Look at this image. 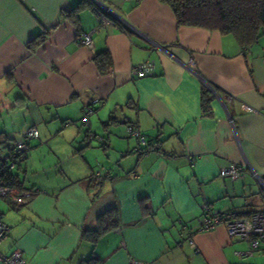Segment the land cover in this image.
Returning a JSON list of instances; mask_svg holds the SVG:
<instances>
[{
	"label": "crops",
	"instance_id": "crops-1",
	"mask_svg": "<svg viewBox=\"0 0 264 264\" xmlns=\"http://www.w3.org/2000/svg\"><path fill=\"white\" fill-rule=\"evenodd\" d=\"M79 1L0 0V119H19L11 145L0 130V146L6 155L27 128L39 134L16 171L32 191L0 199V253L18 249L25 264H264L223 227L198 230L206 214L264 211V37L242 48L179 27L158 0H88L76 26L64 12ZM94 10L109 20L98 29ZM90 32L91 49L79 41ZM102 52L107 74L94 62ZM148 61L154 74L134 78ZM128 125L153 149L136 152ZM231 164L242 167L236 180L220 175ZM110 209L118 228L82 242Z\"/></svg>",
	"mask_w": 264,
	"mask_h": 264
},
{
	"label": "trees",
	"instance_id": "trees-1",
	"mask_svg": "<svg viewBox=\"0 0 264 264\" xmlns=\"http://www.w3.org/2000/svg\"><path fill=\"white\" fill-rule=\"evenodd\" d=\"M158 2L170 8L179 27L218 31L222 35L232 36L242 48L249 47L264 37V0H158ZM88 6L92 7L90 1L80 0L74 9L64 12V17L78 26L79 14ZM97 15L100 13L97 12ZM45 39L46 35L37 36L30 42V47L43 43ZM94 62L100 74L110 72L111 58L107 52L96 54ZM206 98L207 92L204 91L202 95L204 113L207 112ZM152 147L147 144L143 150L148 152L153 149ZM12 150L13 148L5 156L0 155V180L9 188L28 194L32 189H26L16 174L20 164L13 171L6 168ZM22 160L23 156L20 158V163ZM118 226V212L116 209H110L97 218L95 230L81 232L80 240L94 245L103 235ZM80 264L102 263L96 258H90Z\"/></svg>",
	"mask_w": 264,
	"mask_h": 264
},
{
	"label": "built area",
	"instance_id": "built-area-1",
	"mask_svg": "<svg viewBox=\"0 0 264 264\" xmlns=\"http://www.w3.org/2000/svg\"><path fill=\"white\" fill-rule=\"evenodd\" d=\"M140 2L141 0H136ZM98 18V28L103 27L108 23L106 16H101ZM93 32L84 34L80 37L79 41L81 44L87 48H92V36ZM156 49L166 51L164 48L154 45ZM155 64L153 61L145 62L141 65L134 67L131 70V74L136 79H142L151 77L154 74ZM94 102L90 106L86 107L83 114V123L88 125L89 116L93 112ZM126 133L134 138L137 142L136 152H140L147 146V142L140 135V133L135 130L132 126L128 125L125 128ZM39 134L35 126L27 128L15 143L13 150L10 154V159L6 166L7 170L13 171L20 164V158L30 150V144L33 141L38 140ZM242 171V167L236 164H231L220 171V175L224 178L230 180H236ZM261 189L262 196H264V180L258 179ZM17 191L9 188L6 183L0 180V199H5L7 201H17ZM200 232H209L217 227L221 226L225 229L229 238H233L237 241H246L249 243L253 250L260 251L264 253V211L260 213L251 214L247 217H238L235 213L224 212V213H212L206 214L198 220ZM9 227L2 221V216L0 214V246L8 238ZM190 245L193 246V242L188 239ZM0 264H25L22 258L21 252L18 249L13 250L8 255H3L0 253ZM130 264H143L138 261H130Z\"/></svg>",
	"mask_w": 264,
	"mask_h": 264
},
{
	"label": "rangeland",
	"instance_id": "rangeland-1",
	"mask_svg": "<svg viewBox=\"0 0 264 264\" xmlns=\"http://www.w3.org/2000/svg\"><path fill=\"white\" fill-rule=\"evenodd\" d=\"M15 118L16 119H14L12 117L10 119V118H7L6 115H3L2 118L0 119V130L2 131V129H4V130L6 129L9 132V134H7V135L9 137L8 141L10 142V145H11L12 141H14V139L16 138L15 133H14L15 132L14 130L16 128V123H17V121H19V119H17V116L16 115H15ZM10 121H12V122H10ZM40 128H42V126ZM2 140L3 139H0V142H2ZM3 145L4 144H2L0 146V155L1 156H4L5 155V149L3 148ZM29 151H31V149ZM29 151L26 152L27 155L29 154Z\"/></svg>",
	"mask_w": 264,
	"mask_h": 264
},
{
	"label": "water",
	"instance_id": "water-1",
	"mask_svg": "<svg viewBox=\"0 0 264 264\" xmlns=\"http://www.w3.org/2000/svg\"><path fill=\"white\" fill-rule=\"evenodd\" d=\"M98 1V0H97Z\"/></svg>",
	"mask_w": 264,
	"mask_h": 264
}]
</instances>
